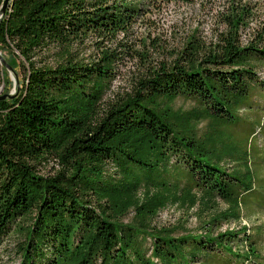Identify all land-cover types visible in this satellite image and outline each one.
<instances>
[{"label": "trees", "instance_id": "obj_1", "mask_svg": "<svg viewBox=\"0 0 264 264\" xmlns=\"http://www.w3.org/2000/svg\"><path fill=\"white\" fill-rule=\"evenodd\" d=\"M171 1L9 0L0 45L20 88L0 99V250L20 235V264H264V220L249 232L176 234L125 222L127 212H115L109 199L142 185L168 186L264 216L263 173L247 179L228 170L200 132L176 127L160 109L166 99L187 100L232 134L257 139L252 171L262 169L263 35L244 47L236 35L224 39L195 66L164 65L132 95L104 104L117 64L131 52L124 44L104 50L100 39L128 35L149 6ZM91 37L101 42L97 61L73 51ZM0 71L9 81L8 69ZM132 135L147 142L125 140ZM52 161L62 169L43 175Z\"/></svg>", "mask_w": 264, "mask_h": 264}, {"label": "rangeland", "instance_id": "obj_2", "mask_svg": "<svg viewBox=\"0 0 264 264\" xmlns=\"http://www.w3.org/2000/svg\"><path fill=\"white\" fill-rule=\"evenodd\" d=\"M3 16V3H0V23ZM235 35L242 47L259 35L264 36V0H173L149 6L130 28L128 35L119 34L113 42L100 39L104 50L120 51L122 47L119 44H124L131 52L129 57L117 64V75L104 96V104L112 105L132 95L142 80L150 78L151 72L164 65L170 66L178 61L195 66L201 53L214 52L224 39ZM98 41L96 37L87 38L76 43L73 51L85 61H97L102 56L96 45ZM2 50L0 45V69L7 68L5 62L8 64L9 60V54ZM41 57L47 62L55 58L47 53ZM8 71L10 82L2 79L0 71V97L13 96L20 88V78L12 68ZM160 109L162 115L176 127L200 132L213 158L228 170L240 172L247 179L254 174L258 178L261 173L264 177V167L254 169V173L252 171V152L258 144L257 139L252 143L244 133L232 134L225 122L201 114V110L192 108L187 100L166 99ZM129 139H133L134 143L139 140L147 142V138L141 135L125 138ZM61 169L58 162L52 161L47 167L43 166L41 172L52 176ZM109 199L115 212H127L125 222L149 223L176 234L198 233L206 229L239 232L247 228L249 232L259 220H264V216H251L252 213L246 210L241 213L237 202L222 201L200 191L183 188L142 185L112 195ZM20 240V235L8 240L0 250V264H20L16 254V245Z\"/></svg>", "mask_w": 264, "mask_h": 264}, {"label": "water", "instance_id": "obj_3", "mask_svg": "<svg viewBox=\"0 0 264 264\" xmlns=\"http://www.w3.org/2000/svg\"><path fill=\"white\" fill-rule=\"evenodd\" d=\"M8 2H9V0H4V2H3V13L5 14V12H6V7H7V5H8ZM5 65H6V67L8 68V69H11L10 68V66L5 62ZM7 97V96H6ZM5 96H2L0 99H5L6 98ZM13 98V97H12Z\"/></svg>", "mask_w": 264, "mask_h": 264}]
</instances>
